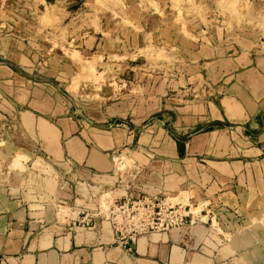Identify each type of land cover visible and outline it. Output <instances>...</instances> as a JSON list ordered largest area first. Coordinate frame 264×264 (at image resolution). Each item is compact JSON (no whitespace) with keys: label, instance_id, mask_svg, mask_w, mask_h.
I'll list each match as a JSON object with an SVG mask.
<instances>
[{"label":"crops","instance_id":"crops-1","mask_svg":"<svg viewBox=\"0 0 264 264\" xmlns=\"http://www.w3.org/2000/svg\"><path fill=\"white\" fill-rule=\"evenodd\" d=\"M137 1L0 0V264H264V0ZM143 195L190 217L122 245L108 209Z\"/></svg>","mask_w":264,"mask_h":264},{"label":"built area","instance_id":"built-area-1","mask_svg":"<svg viewBox=\"0 0 264 264\" xmlns=\"http://www.w3.org/2000/svg\"><path fill=\"white\" fill-rule=\"evenodd\" d=\"M107 216L113 224L116 241L129 245L142 234L186 224L190 214L186 207L172 204L167 198L143 195L114 201Z\"/></svg>","mask_w":264,"mask_h":264},{"label":"rangeland","instance_id":"rangeland-1","mask_svg":"<svg viewBox=\"0 0 264 264\" xmlns=\"http://www.w3.org/2000/svg\"><path fill=\"white\" fill-rule=\"evenodd\" d=\"M255 2L256 0H139L134 2V4L137 3L136 6L138 7V10L155 9L161 4V8H167L169 10V13L167 12V14L163 12V16L170 14V22L174 19L176 24L181 23L182 21L187 24L189 18H194V20L201 19L200 22L204 25L217 23L232 26L234 24L241 25L245 22L243 21L245 16L244 13H247L251 8H254L253 4ZM112 4H119L122 14L126 13L129 9L125 1H113ZM136 6L134 7L136 8ZM157 11H159V9ZM193 16L198 17L196 18ZM260 16L262 17V14ZM251 22L252 21L250 20V24L254 23ZM260 25L261 27H264L263 19H260ZM72 49L74 50L75 48L72 47ZM97 50V48L92 49L90 54L96 55ZM66 53L69 56H74V59L80 58V54L78 55V53H75V55H70L69 51H66ZM86 64L87 66L89 65L88 63ZM160 198L165 199V197ZM167 201H170L172 204H177L178 202L170 199H167Z\"/></svg>","mask_w":264,"mask_h":264}]
</instances>
